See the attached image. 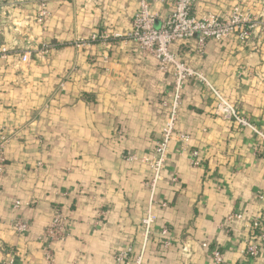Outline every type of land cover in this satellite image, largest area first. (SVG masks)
I'll use <instances>...</instances> for the list:
<instances>
[{"label":"crops","instance_id":"1","mask_svg":"<svg viewBox=\"0 0 264 264\" xmlns=\"http://www.w3.org/2000/svg\"><path fill=\"white\" fill-rule=\"evenodd\" d=\"M26 2L0 0V17L9 22L0 24V46L21 52L49 43L52 49L24 71L12 58L0 61V138H8L0 174V264L10 258L47 264L40 237L56 208L66 212L69 234L54 245L55 264H113L127 248L136 257L144 248L142 221L150 204L144 182L151 170L124 154L152 158L168 118L162 100L173 67L162 72L127 38L139 0ZM151 7L161 27L171 0ZM235 8L264 20V0H198L194 13L223 17ZM43 9L48 16L39 24ZM104 33L122 38L91 41ZM80 41L86 45L77 47ZM171 50L264 130V30L256 27L247 42L237 35L210 42L204 54L195 39ZM215 109L214 96L200 83H185L176 130L191 136L201 165L192 166L177 139L170 143L143 264H214V247L224 264H264V248L257 259L246 255L249 241H258L251 222L264 217V141ZM17 201L27 206L16 210ZM16 217L31 223L29 234L15 232ZM164 227L172 241L167 251L159 236Z\"/></svg>","mask_w":264,"mask_h":264},{"label":"built area","instance_id":"2","mask_svg":"<svg viewBox=\"0 0 264 264\" xmlns=\"http://www.w3.org/2000/svg\"><path fill=\"white\" fill-rule=\"evenodd\" d=\"M168 0H139V8L133 18L131 31L127 38L135 42L144 55L155 58L158 61L159 69L167 72L169 67H173V82L170 88L165 91L162 105L168 110V118L162 130L161 136L155 144L152 158H139L133 153H125L124 157L128 162H140L147 165L151 170V178L144 182L150 191V204L146 217L142 221L144 226V248L148 244L154 233L156 216L154 214V199L159 181L165 170L169 158L170 143L178 140L179 149L190 154L191 164L194 167L201 165L199 153L190 149L191 136L186 132L177 133L176 123L182 102V93L187 81H196L204 89L208 90L216 101V115L229 121L235 122L240 128L251 130L260 140L264 141V130L248 120L236 106L226 98L203 74L202 72L188 66L179 56L171 50V46L178 42H185L195 39L197 41L199 54H204L210 42L221 43L229 39L232 35H237L242 42L250 39L254 29L259 27L264 30V20H259L254 15L235 8L225 16L214 14H195L194 7L198 0H171V15L162 22L161 27H155L157 15L153 12L151 4L154 2L165 3ZM48 12L43 9L38 15V22L42 24ZM121 39L120 34L101 36L94 35L91 41L106 42L108 39ZM104 44V43H103ZM77 47L85 46L86 42L80 41L75 44ZM7 52L3 49L1 54L5 56ZM30 54L25 53L21 62L26 64L30 60ZM105 57V62H107ZM8 138H0V174H3L6 167L5 148ZM173 183H178L179 178L174 177ZM27 204L20 201L15 202L14 209L19 210ZM166 207V204H163ZM98 215L105 216V212L99 211ZM241 218L240 215H236ZM97 224V223H96ZM13 227L17 234L23 236L29 234L31 223L22 217H16ZM251 230L257 237V243L250 241L246 246V255L250 259H257L262 254L264 248V217L260 214L253 218ZM69 234V219L65 211L56 208L50 224L40 237L42 241V253L47 264H55L54 245L66 242ZM162 238V248L167 251L172 246L168 228L164 227L159 232ZM203 247L208 248L204 243ZM143 251L136 257L133 256L132 248L120 251L114 256L113 264H143ZM186 251V249L184 250ZM210 257L214 264H224V253L219 247L209 248ZM5 264H15V260L10 258Z\"/></svg>","mask_w":264,"mask_h":264},{"label":"rangeland","instance_id":"3","mask_svg":"<svg viewBox=\"0 0 264 264\" xmlns=\"http://www.w3.org/2000/svg\"><path fill=\"white\" fill-rule=\"evenodd\" d=\"M27 0H21V2H23L24 4L27 3ZM39 1V0H38ZM41 12V11H40ZM38 12V15L39 13ZM38 22V19H37ZM39 23V22H38ZM40 24V23H39ZM6 49L7 52L5 53V56H3L1 54L2 50ZM52 49V44L49 43H40L39 45L35 44V45H27L25 50L21 51V52H17L15 50H12L9 46H0V61L2 62H8L10 60V58L13 59V64L15 66V68H18L20 70H26L30 68V65L37 59V61L41 60L44 61L47 59V56L49 55L50 51ZM25 53H29L30 54V60L28 63L23 64L21 62V58Z\"/></svg>","mask_w":264,"mask_h":264},{"label":"water","instance_id":"4","mask_svg":"<svg viewBox=\"0 0 264 264\" xmlns=\"http://www.w3.org/2000/svg\"><path fill=\"white\" fill-rule=\"evenodd\" d=\"M0 24L1 25H9V22H8V20L3 19V18L0 17Z\"/></svg>","mask_w":264,"mask_h":264}]
</instances>
